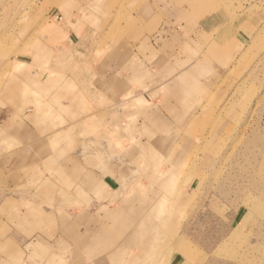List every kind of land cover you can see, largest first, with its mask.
<instances>
[{"label": "crops", "instance_id": "1", "mask_svg": "<svg viewBox=\"0 0 264 264\" xmlns=\"http://www.w3.org/2000/svg\"><path fill=\"white\" fill-rule=\"evenodd\" d=\"M192 1L184 10L186 0H159V9H169L162 18L169 21L160 23L161 41L142 40L125 49L102 40L107 27H95L104 17L99 0H83L79 9L61 14L69 39L63 46L79 55L74 66L86 71L60 75L63 83L74 84L72 90L61 82L55 86L59 81L51 75L53 50L61 51L60 46L42 45L38 56L18 61L31 73H15L0 90V264H161L163 251H179L182 236L171 212H178L192 186L173 194L171 172L161 166L153 171L150 164L178 162L176 156L190 147L188 137L172 138L171 132L188 127L184 121L192 112L182 122L177 119L185 115L180 104L194 86L211 82L214 51L220 47H210L209 36L225 19L220 11H204L199 27L187 25L185 18L194 20ZM201 1L203 10L208 6ZM84 34L89 41L80 40ZM130 84L139 88L120 98L130 107L140 105L115 112L113 122L111 112L103 123L106 147L108 140L113 147L117 126L120 157L115 161L112 154L99 156L78 144L81 136L75 132L87 119H97L78 100L85 94L104 96L113 106L111 100ZM118 127L128 131L120 133ZM144 179L156 183L146 186ZM176 252L162 264H182Z\"/></svg>", "mask_w": 264, "mask_h": 264}, {"label": "rangeland", "instance_id": "2", "mask_svg": "<svg viewBox=\"0 0 264 264\" xmlns=\"http://www.w3.org/2000/svg\"><path fill=\"white\" fill-rule=\"evenodd\" d=\"M158 1L99 0L104 17L98 25L95 23V27L101 31L107 27L102 40L121 49H125V44L134 47L138 42L143 43L142 40L159 43L164 34L160 23L163 21L166 25L169 21L162 19L169 9L167 5L159 9ZM186 1L188 5H182L184 10L191 3ZM205 1L208 7L203 10L201 0L192 1L189 13L193 14L194 20L185 18L183 21L187 25L199 27L198 17L201 19L204 11L211 14L220 11L225 19L216 33L209 36L210 47L215 44L220 47L219 51H214L216 56L212 63L217 65L211 66L212 73L208 78L211 82L201 88L194 86L192 96L180 104L185 115L177 119L182 122L186 113L192 112L184 121L188 127L171 132L172 138L175 134L188 137L191 145L185 154L176 156L178 162L150 164L153 171H160L156 168L161 166L171 172L173 194H182L192 186L178 212H171V218L178 225L177 234L182 236L179 253L163 251L161 264L163 261L168 263L174 252L180 255L178 263L182 264H264V0ZM82 2L0 0V90L2 86V91L6 90L4 81L15 73H31L32 69L20 66L18 61H27L31 55L38 56L42 45H50L53 49L61 47L59 52L53 50L55 71L50 74L59 81L55 86L62 83L63 87L72 90L74 84L63 83L64 77L60 75L74 76V73L86 71L74 66L77 64L73 60L79 55L63 46L69 39L64 34L66 20L61 21L60 16L79 9ZM88 22L93 24V21ZM162 37L166 40L165 35ZM73 38L71 36V40ZM89 39L88 34L80 36L81 41ZM205 39L208 38L205 36ZM121 52L113 51L114 54ZM132 85H127L129 90L118 93L119 102L111 100L113 106L104 96L85 94L78 100V106L85 109L83 111L97 118L95 121L83 120L81 132H75L81 136L78 144L91 146L99 156L112 154L115 161L120 157L122 146L117 126L113 130V147L109 140L106 147L104 124L111 112H114L112 120L115 112L122 108L140 105L130 107L120 98L130 96L136 87L139 88L137 84ZM83 88L88 92L87 87ZM124 127H118L122 130L120 133L128 131ZM173 158L171 155L168 159ZM143 181L146 186L149 182L156 183V179Z\"/></svg>", "mask_w": 264, "mask_h": 264}, {"label": "bare ground", "instance_id": "3", "mask_svg": "<svg viewBox=\"0 0 264 264\" xmlns=\"http://www.w3.org/2000/svg\"><path fill=\"white\" fill-rule=\"evenodd\" d=\"M202 2V1H201Z\"/></svg>", "mask_w": 264, "mask_h": 264}]
</instances>
